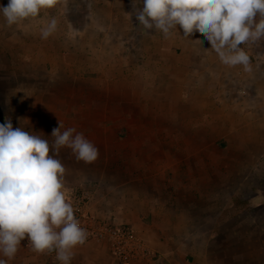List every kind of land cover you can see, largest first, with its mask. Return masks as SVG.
<instances>
[{
    "label": "rangeland",
    "instance_id": "1",
    "mask_svg": "<svg viewBox=\"0 0 264 264\" xmlns=\"http://www.w3.org/2000/svg\"><path fill=\"white\" fill-rule=\"evenodd\" d=\"M0 4L7 6L8 0H0ZM129 4L132 0H58L55 7L42 10L38 17L12 26H8L0 14L1 124L10 119L13 128L21 127L52 144L55 139L51 136L53 128L49 127L47 131L44 124L48 120L41 123L34 113L63 112L54 128L59 127L58 123L63 126L61 131L75 128L97 145L99 155L92 162L78 160L69 148L60 149L56 158L66 168V195L78 190L93 194L94 190L98 194L96 201L108 202L99 208L98 215L92 209L91 213L136 231L155 255L138 264H169L166 255L155 248L161 236L167 235L136 228L130 220L133 212L128 198L124 200V206L121 199L110 198L114 186L110 179H121V175L125 179L131 174L127 169L130 155L123 150L122 144L125 148L128 145L130 149L135 147L137 155L143 153L165 164L161 171L165 181L160 182L158 173L153 170L150 186L119 184L121 190L132 185L142 193L141 196L144 195L148 204L164 207L165 202L170 201L167 205H174L175 211L192 205L193 229L167 232L169 245L166 252L171 258L190 264L195 261L197 264H264V135L261 134L264 122L263 127L259 125L260 129L244 136L222 135L218 129L208 132L201 127L199 134L194 135L190 112L183 108L186 105L162 103L159 99V95L165 93L160 84L167 72L154 68L155 56L149 54L159 48L155 37L159 31L144 29L137 23L135 15L142 8V0H135V7ZM118 10L124 13L112 20ZM52 18L57 20V29L44 39L41 30ZM113 32L132 35L128 39L102 36ZM123 42H127L128 49ZM85 47L91 51L112 50L101 63H108L109 67V63L114 62L115 67V57L109 56L117 54L121 59L117 69L103 72L92 67L84 72L50 70L45 61L37 60L38 52H42L43 58L47 49L67 52V58L60 56L57 59L58 68H62L77 59L75 54L68 55L69 52L77 53L79 48ZM242 47L247 51L250 63L256 59L264 68V40ZM125 48L127 53L123 55L119 51L124 52ZM242 74V71H234L230 76L236 79ZM67 75H70L69 80ZM228 76L226 73L225 77ZM258 77L262 83L257 88L264 95V69ZM244 86L247 89L245 95L255 93L254 87L247 83ZM68 90H74L72 101L68 102V99L63 103L62 98ZM56 99L61 102H55ZM255 105L252 100L246 107L254 109ZM162 113H166L168 119H159L157 115ZM176 114H181L182 119H171ZM166 127L172 134L164 133ZM197 140L209 149L195 151ZM115 143L119 144L120 151L116 159L125 164L117 169L112 166V157L116 153L111 144ZM194 247L197 258H202L203 263L192 254Z\"/></svg>",
    "mask_w": 264,
    "mask_h": 264
},
{
    "label": "clouds",
    "instance_id": "2",
    "mask_svg": "<svg viewBox=\"0 0 264 264\" xmlns=\"http://www.w3.org/2000/svg\"><path fill=\"white\" fill-rule=\"evenodd\" d=\"M58 0H8L0 14L12 26L36 18ZM135 7V0H132ZM135 19L144 29L165 36L182 30L185 38L199 31L227 66L251 71L250 57L242 47L264 40V0H142ZM57 29L52 18L41 30L47 39ZM199 41V40H197ZM201 42V41H200ZM53 128L54 142L10 119L0 124V264L15 258L22 241L38 253L55 252L59 264H71L73 250L88 239L65 192L66 168L56 158L69 148L78 160L92 162L98 148L75 128Z\"/></svg>",
    "mask_w": 264,
    "mask_h": 264
},
{
    "label": "crops",
    "instance_id": "3",
    "mask_svg": "<svg viewBox=\"0 0 264 264\" xmlns=\"http://www.w3.org/2000/svg\"><path fill=\"white\" fill-rule=\"evenodd\" d=\"M120 5L121 4H119V6ZM121 13L123 14L124 11L118 10L117 13H114L112 20L117 18ZM126 17H129V13L126 14ZM120 20L123 19L120 18ZM130 35L132 34L127 33L125 36V34L120 35L116 32L102 34L105 39L114 37H126L128 39ZM155 37L158 40L159 48H156L153 52H149V54H153L156 59V61H153L152 63H154V68L158 67L159 71L167 72L165 79L162 80V83L160 84V86L164 87L165 93L160 94L159 99H161L162 103L171 102L174 104L180 103L186 105L183 106V108L188 109L187 111L190 112L191 131L194 135L199 134V128L201 127L206 128L208 132L213 129H218L217 132L222 135L244 136L247 135L249 131L254 129L257 130L260 127L259 125L262 126L264 122V95L259 93L262 91L260 88H257V86L262 83V80L258 79V75H260L264 69L262 63H259L255 59L254 62L250 63L251 71L242 70L243 66H227L220 61L218 55L211 49L210 43L205 39L202 33L194 31L191 36L185 38L182 30L179 29V26L178 34L173 30L169 35L165 36L159 31ZM170 44L171 47H169ZM123 46H126L128 49L127 42H123ZM127 49L124 52L118 51L124 55L127 53ZM82 50L79 48V52L77 53L69 52L68 55L75 54L77 59L75 62L64 64L62 68H58L57 59L60 56L64 59L67 58V52L60 53L57 49H52V51L47 49L46 53L44 52L45 54H43V58L40 56L42 55V52H38L37 60L45 61L46 68L50 70H77L79 72H84L91 67V69H95V71L99 70L101 72L108 69L114 70L115 68L117 69V65L121 61V59L117 58V54H114L113 56V53H111L109 57H115L114 61L116 66L113 67L112 63L114 62H111L109 63L110 66L107 67L108 63H101L102 58L112 52V50H106V48H104V50L96 49L95 51H91L86 47ZM88 61L92 62L91 65L88 64ZM40 68L43 67L41 66ZM234 71H242L244 74L240 77L237 76L236 79L231 78V72ZM226 73L229 74L228 77H225ZM69 78L70 75H67L68 80ZM83 83L84 86L86 83L85 80ZM245 83H247V86L249 87H254L255 93L253 95H245V92H247L246 86H244ZM167 89L168 91H166ZM72 94H74V90L66 91L62 98V102L65 103L68 99V102L72 101ZM252 100L256 104L254 109H247L246 106H248ZM57 101L61 102V100L56 99L55 102ZM34 115L42 120L41 123L44 122V119L48 120L47 124L44 125L46 126L47 131H49L48 128H54L53 126L57 124L58 118H62L63 112H35ZM157 116L159 119H168L166 113L158 114ZM171 119H182V115L176 114ZM260 121L261 124H259ZM175 127L177 128V126ZM159 129V133L162 134V127L159 126ZM164 129L165 134H172L166 130L167 127ZM261 134L264 135V130ZM121 147L125 150L127 155H130L129 159H127V169H129L131 174L125 179L122 175L121 179H115L114 177L110 179L111 186L114 185L110 191V198H112V200L121 199L122 206H124V200L128 198V205L132 208L133 212L130 220L134 222L136 228H144L149 232H165L167 236V232L169 231L181 232L192 230V220H194L192 219L194 214L192 211V205L191 207L184 206L183 208H176L175 211L174 205H167L170 201L165 202L164 207H157L148 204V202L144 200V195L141 196L142 193L136 190L132 185L125 186L123 190H121L120 187L122 186H119V184L142 183L150 186L149 184L152 182L151 172L153 170L158 173L160 177L158 180L160 182L165 181V175L161 173L165 164H162L159 160L155 161L150 159L149 155L143 153L140 155H137V153L135 154L136 148L134 147L130 149V145L125 148L122 144ZM111 149L116 153V155H113L112 157V161L114 160L112 166L116 169L119 166L124 167L125 164L123 161L119 163L118 158L116 159V156L119 157V155H117L120 152L118 150L119 144H111ZM206 149H209L208 145L204 146V144H200L198 140L195 142V151ZM155 181H157V178L153 182ZM96 195L98 197V194H95L93 190L91 209L98 215L99 208L105 206V203L108 205V202L99 203L98 200H95ZM194 197L198 198L197 195ZM129 211L131 210H127V212ZM101 215L104 216V212L101 211ZM167 236H161V239L155 245V248H158L161 253L166 255L169 264H190L185 260L178 262L167 254L166 251L169 245ZM190 246L192 247V245ZM52 253L53 252L38 253L33 251L32 248H19L15 258L9 260L8 264H56V260L52 257ZM73 253L74 255L71 264H120L109 255L110 252L105 246L96 243H90L86 246L75 248ZM192 254L196 256L198 261H201L200 263H203L202 261L204 260L202 258H197V250L195 247L192 250ZM196 262L197 261H195L194 264H197Z\"/></svg>",
    "mask_w": 264,
    "mask_h": 264
},
{
    "label": "built area",
    "instance_id": "4",
    "mask_svg": "<svg viewBox=\"0 0 264 264\" xmlns=\"http://www.w3.org/2000/svg\"><path fill=\"white\" fill-rule=\"evenodd\" d=\"M67 199L73 204L74 214L81 227L88 232L86 243L78 247L90 243L105 246L120 264H138L155 256L132 227L128 225L118 226L95 217L91 213L92 196L88 190H78L67 195ZM20 248L29 249L32 247L30 242L24 240ZM52 257L56 260L55 252L52 253ZM56 264H59V261L56 260Z\"/></svg>",
    "mask_w": 264,
    "mask_h": 264
},
{
    "label": "trees",
    "instance_id": "5",
    "mask_svg": "<svg viewBox=\"0 0 264 264\" xmlns=\"http://www.w3.org/2000/svg\"><path fill=\"white\" fill-rule=\"evenodd\" d=\"M246 204V203H245Z\"/></svg>",
    "mask_w": 264,
    "mask_h": 264
}]
</instances>
